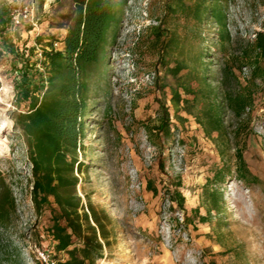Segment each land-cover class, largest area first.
<instances>
[{
  "label": "rangeland",
  "instance_id": "1",
  "mask_svg": "<svg viewBox=\"0 0 264 264\" xmlns=\"http://www.w3.org/2000/svg\"><path fill=\"white\" fill-rule=\"evenodd\" d=\"M35 1V29L24 23L0 35V116L7 120L0 127V146L7 147L0 154V169L16 198V213L0 228V264H54L52 240L45 229L49 211L38 215L32 207L29 172L10 118L17 64L3 53L2 44H12L18 53L35 46L34 53L39 54L36 36H44L42 45L51 35L62 37L72 4ZM164 1L126 0L108 49L107 83L95 91L94 107L85 119L86 147L78 154L82 168L76 190L109 232L103 257L95 264H264V85L256 84L252 104L240 114L225 107L221 134L207 137L182 105L180 117L173 116L174 78L158 66L161 48L174 34L188 48L208 47L211 53L206 56L211 57L205 60L212 77L219 78L228 63L237 77L232 81L235 90L245 91L249 70H238L235 63L240 52L251 49L264 7L259 0H230L232 41L224 56L213 37L205 39L215 26L163 17ZM161 103L169 109L175 138L168 150L164 148L162 155L169 158L162 168L158 156L163 139L158 146L156 139L147 137V130L159 122ZM237 152L255 183L243 184L236 177ZM217 170L224 172L225 180H214ZM172 193L182 196L183 202ZM214 193L221 197L219 212L209 201Z\"/></svg>",
  "mask_w": 264,
  "mask_h": 264
},
{
  "label": "trees",
  "instance_id": "2",
  "mask_svg": "<svg viewBox=\"0 0 264 264\" xmlns=\"http://www.w3.org/2000/svg\"><path fill=\"white\" fill-rule=\"evenodd\" d=\"M229 2L165 0L163 17L193 21L198 27L212 29L215 26L216 30L209 31L205 39L213 37L215 48L225 56L232 41L228 28ZM259 2L264 7V0ZM71 4L70 23L62 37L51 35L46 45H42L44 36H36L35 43L41 46L39 54L34 53L35 46L18 53L12 44H2V51L12 55L17 64L13 84L15 109L10 118L29 172L32 207L38 215L49 211V224L45 229L52 240V262L95 264L103 257L109 232L91 204L84 206L77 193L78 173L82 168L78 154L86 147L85 119L94 107L92 97L107 83L108 49L117 36L126 0H71ZM11 32L8 9L0 1V35ZM250 46V50L240 52L242 56L235 63L238 70L242 67L249 70L245 91H239L232 83L237 82V77L228 63L223 65L219 78L212 77L207 68L209 62L205 60L211 57L206 56L211 53L208 47L199 44L188 48L177 36L169 35L161 48L158 66L174 78L175 87L170 89L173 116L180 117L177 113L182 105L186 113L194 114L207 137L214 133L220 135L224 108L240 114L252 104L256 84L264 85V13ZM187 61L190 64L185 63ZM159 107V122L147 130V137L152 142L156 139L158 146L160 138L163 139L158 156V165L162 168L164 160L169 158L162 153L175 138L169 109L163 103ZM236 154V177L243 184L255 183L256 177L246 168L241 153ZM213 177L218 182L225 180L221 170L215 171ZM174 193L171 195L181 204L183 197ZM211 195L212 209L219 212L221 197ZM15 213L16 198L0 169V228L6 227Z\"/></svg>",
  "mask_w": 264,
  "mask_h": 264
},
{
  "label": "built area",
  "instance_id": "3",
  "mask_svg": "<svg viewBox=\"0 0 264 264\" xmlns=\"http://www.w3.org/2000/svg\"><path fill=\"white\" fill-rule=\"evenodd\" d=\"M8 9L9 24L12 30L17 29L24 23H28L33 29L36 28L35 12L37 4L35 0H0ZM1 83V77H0ZM1 85V84H0Z\"/></svg>",
  "mask_w": 264,
  "mask_h": 264
},
{
  "label": "bare ground",
  "instance_id": "4",
  "mask_svg": "<svg viewBox=\"0 0 264 264\" xmlns=\"http://www.w3.org/2000/svg\"><path fill=\"white\" fill-rule=\"evenodd\" d=\"M7 122V120H5V118L1 115L0 116V127L5 125ZM7 150V147L6 146H0V154L5 152Z\"/></svg>",
  "mask_w": 264,
  "mask_h": 264
}]
</instances>
